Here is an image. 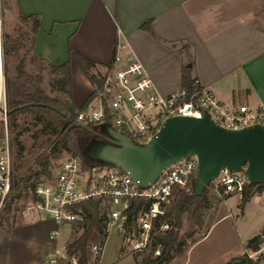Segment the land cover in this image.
Masks as SVG:
<instances>
[{
  "label": "built area",
  "instance_id": "2783aa9c",
  "mask_svg": "<svg viewBox=\"0 0 264 264\" xmlns=\"http://www.w3.org/2000/svg\"><path fill=\"white\" fill-rule=\"evenodd\" d=\"M126 47L124 42L117 43L113 61L102 75L103 91L78 111L76 120L85 124H111L139 143L150 139L166 118L175 115L201 117L203 111L227 129L254 124L264 126L263 105L225 104L206 87L190 91L180 86L168 93L157 92L143 65L132 52L125 51ZM3 120L6 123V119ZM196 167L197 158L190 155L169 165L154 184L142 188L119 167L93 165L87 169L78 157L62 156L51 175L35 183L32 198L25 208L30 217L49 219L53 223L48 232L52 246L45 251L40 264H80L78 257L67 251V243L61 244V231L63 227L70 229L73 224L84 221L85 211L80 204L92 198L100 199L105 235L102 242L91 245L89 264H100L104 243L111 231L120 234L130 253L139 254L151 249L152 256L159 255L160 244L152 249L153 235L156 230L168 228V223L161 219L172 205L175 192L190 189ZM12 174V149L5 125L0 137V213L15 199ZM246 181L243 172L223 169L212 186L219 195L241 197ZM136 199H144L146 204L137 211L136 228L128 230L125 226L128 210ZM245 258L246 264H264V231L257 247L246 250Z\"/></svg>",
  "mask_w": 264,
  "mask_h": 264
},
{
  "label": "crops",
  "instance_id": "0c3cea01",
  "mask_svg": "<svg viewBox=\"0 0 264 264\" xmlns=\"http://www.w3.org/2000/svg\"><path fill=\"white\" fill-rule=\"evenodd\" d=\"M13 6L20 16L38 17L33 50L53 64L69 59L70 45L96 63L94 72L105 73L124 42L159 93L180 87L182 66L190 63L199 84L220 100L264 106V0H13ZM92 90L71 59L73 102L80 106Z\"/></svg>",
  "mask_w": 264,
  "mask_h": 264
},
{
  "label": "rangeland",
  "instance_id": "374dc122",
  "mask_svg": "<svg viewBox=\"0 0 264 264\" xmlns=\"http://www.w3.org/2000/svg\"><path fill=\"white\" fill-rule=\"evenodd\" d=\"M30 29L31 20H25L17 13L13 0H0V49L3 33L7 35L10 46L15 44L12 40L18 38H22L23 42L17 52L13 53L11 50L6 57L9 77L16 74L15 67L29 48ZM0 58V134L6 125L12 149L13 174L23 177L37 169L35 160L40 154L49 151L53 138L46 132H39L40 124L35 123L30 113L18 116L16 127L7 124L6 112L3 111L6 109L5 75L3 57ZM24 69L28 73L41 75V84L50 95H62L50 89L51 75L48 68L41 70V62L31 51L25 54ZM66 154L70 153L63 151L59 158L51 159L50 172L54 171L60 158ZM261 187V191L257 187L253 188L249 200L241 206V197L234 194L219 195L215 193L212 184L207 185L206 206L198 208L192 217L187 212L182 215L178 237L184 241L183 251L180 254L172 253L166 264H224L245 256V243L264 231V194L260 195V192H264V184ZM27 192L30 193L29 190ZM31 198V194L15 198L8 211L0 213V264H40L43 252L52 246L48 232L53 223L45 218H32L26 212V205ZM79 234L80 230L75 231L73 226L70 229L63 227L61 244H68ZM149 253L151 249L139 254L130 253L120 234L111 231L105 240L100 264H142L141 260Z\"/></svg>",
  "mask_w": 264,
  "mask_h": 264
},
{
  "label": "trees",
  "instance_id": "16d2710c",
  "mask_svg": "<svg viewBox=\"0 0 264 264\" xmlns=\"http://www.w3.org/2000/svg\"><path fill=\"white\" fill-rule=\"evenodd\" d=\"M21 17L25 20H31V43L16 65V74L12 77L7 76L6 57L11 50L13 53L17 52L18 47L23 45L22 38L12 40V43L15 42V44L10 46L7 35L3 33L1 41V57H3V71L5 75V112L7 124L16 127L18 116L23 113H30L35 123L40 124L39 132H46L53 139L49 151L40 154L35 160L37 165L36 170L23 177L12 174V188L15 198L28 197L29 194L32 195L34 185L41 179V176L48 177L51 175L49 169L51 159L59 158L63 151L78 157L83 167L87 169L93 165H100L99 161L88 158L83 152L84 147L92 140L97 139V137L84 127L67 123L66 117L76 118L78 111L84 109L99 92L103 91V76L93 71L96 63L76 51L72 46H68L69 59L61 64L48 62L41 55L34 52L33 46L39 28L38 17L36 15H21ZM142 26L151 31L149 22L144 23ZM29 51L41 62V70L48 68L51 75L50 89L60 92L66 98L62 95H50L41 84L43 80L42 76L28 73L24 69L25 54ZM71 59L78 64L83 74L93 85L92 92L80 106H77L72 100ZM181 86L190 91H198L202 88L197 78L192 74V67L182 66ZM104 108L108 111L105 102ZM87 125L90 127L95 126L93 123H87ZM212 182L208 185L212 184ZM263 184H250L246 181L241 195V206L249 200L252 189L257 187L258 191H261ZM205 192L204 188L201 195L195 194V175L191 177L190 189L188 191L178 189L175 192L173 205L161 219V221L168 223V228L156 230L153 235L152 249L157 244H160V254L152 256L151 250V253L141 260L142 264H166L170 261L172 253L180 254L183 251L184 241L178 237V230L182 225V215L184 212H187L192 217L198 208L205 207ZM144 204H146L144 199L134 200L133 205L128 210V220L125 224L128 230L136 228V214L138 209ZM80 206L85 211V218L83 222L72 225L75 231L80 230V234L67 244V251L70 254H75L80 264H89L92 260L91 245L95 242H102V237L105 235L104 218L101 213L100 199H89L82 202ZM9 207L6 206L1 213L7 212ZM158 226L159 223L157 222L156 227ZM259 237V234L252 236L244 245L246 250L255 249ZM225 264H231V261Z\"/></svg>",
  "mask_w": 264,
  "mask_h": 264
},
{
  "label": "water",
  "instance_id": "95a60500",
  "mask_svg": "<svg viewBox=\"0 0 264 264\" xmlns=\"http://www.w3.org/2000/svg\"><path fill=\"white\" fill-rule=\"evenodd\" d=\"M66 122L97 137L83 149L88 158L101 166L119 167L142 188L154 184L169 165L190 155L197 158L196 195L223 169L243 172L250 184L264 183V126L260 124L227 129L215 123L207 111L201 117L175 115L166 118L150 139L139 143L108 123L90 127L71 117ZM231 264H246V258Z\"/></svg>",
  "mask_w": 264,
  "mask_h": 264
},
{
  "label": "bare ground",
  "instance_id": "6f19581e",
  "mask_svg": "<svg viewBox=\"0 0 264 264\" xmlns=\"http://www.w3.org/2000/svg\"><path fill=\"white\" fill-rule=\"evenodd\" d=\"M2 91H1V77H0V99H1Z\"/></svg>",
  "mask_w": 264,
  "mask_h": 264
}]
</instances>
